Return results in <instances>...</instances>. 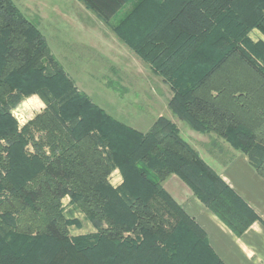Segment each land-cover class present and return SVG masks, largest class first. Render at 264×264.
Segmentation results:
<instances>
[{
  "label": "trees",
  "instance_id": "1",
  "mask_svg": "<svg viewBox=\"0 0 264 264\" xmlns=\"http://www.w3.org/2000/svg\"><path fill=\"white\" fill-rule=\"evenodd\" d=\"M78 1L97 12L101 7L111 10L112 16L115 7L132 0ZM159 1L142 0L123 21L110 23L112 31L151 66L150 55L158 45L171 47L168 60L181 63L178 77L165 79L174 94L171 113L244 153L264 179V43L245 39L250 29L264 36V0H171L176 5L169 11ZM221 18L227 19V26H219ZM166 27L175 35H165ZM131 33L140 34L142 41L131 40ZM157 33L165 40L153 42L155 47L149 50L144 42ZM178 35L192 40L179 46ZM197 56L200 62L194 67ZM31 95L45 108L20 129L11 110ZM31 130L43 137L34 139ZM2 140L7 146L0 144V191L9 195L0 210L16 218L0 221V264H22L23 254L11 245L17 235L42 237L55 248L51 258L58 264H97L68 239L61 211L66 195L96 230L99 246L118 253L120 262L135 254L124 242L126 232L150 234L153 246L164 234L163 215L174 211L181 221L179 225L176 220L174 230L182 229L186 247L181 264H222L204 232L163 189L171 175L180 178L234 235L240 236L257 219L180 138L172 122L160 117L146 132H138L79 91L36 22L12 0H0ZM27 145L33 154H26ZM115 170L122 176L116 189L108 181ZM21 173L25 176L20 178Z\"/></svg>",
  "mask_w": 264,
  "mask_h": 264
},
{
  "label": "rangeland",
  "instance_id": "2",
  "mask_svg": "<svg viewBox=\"0 0 264 264\" xmlns=\"http://www.w3.org/2000/svg\"><path fill=\"white\" fill-rule=\"evenodd\" d=\"M141 2L142 0H132L121 8L115 7L113 9V12L116 11L115 15L111 16V10L101 7L99 12H97L88 9L80 1L86 12L79 14V17L88 22H101L104 25L113 23L115 25L118 21H123L128 12L131 11V8H134V6ZM160 3L164 11H169L176 5V2L171 0H161V2L159 1ZM19 9L21 11V8ZM23 14L28 19L36 22L38 29L46 39L52 55L61 64L76 88L85 93L106 114L138 132H146L158 120V117L166 118L175 125L183 141H185L184 139H189L192 145L188 141L185 142L195 151L199 148L198 143H194L196 141L194 138H196L198 133H208H200L192 129L184 120L177 117V115H173L170 110V101L173 100L174 94L170 84L165 79H173L174 75L178 77L176 72L181 67V63H173L168 60L171 47L159 49L160 46L158 45L154 53L150 55L151 60L154 61L153 66H151L149 63L142 61L127 46L117 40L112 39L109 43L102 45V43L97 42V40L89 35H84L85 31L75 29L74 26V29H66L65 25L77 22L73 18V16H76L75 14L36 15L25 14V12ZM38 16L44 18L40 20ZM226 20V18H221L219 26H227ZM61 25H63L62 28ZM166 29L168 30L165 32V35L169 33L175 35L172 28L166 27ZM112 33L114 32L112 31ZM59 34L64 36L59 37ZM129 37L131 40L142 41V36L138 33H131ZM163 37V34L158 36L157 33V36L144 42L146 48L149 50L154 48L153 42H156L158 39H164ZM245 39L250 44L264 43V36L257 29L248 30L245 34ZM191 40V38L184 35H178L175 43L183 46ZM203 60L206 61L205 58ZM199 62L200 59L198 57L193 62V66L196 67ZM188 67L189 65L183 66V70L186 72ZM29 101L35 100L30 99ZM17 114V111H14L13 116L19 118ZM36 114L34 113L32 116ZM22 121L24 119H20V122ZM18 127L21 129L23 126L20 127L18 125ZM31 133L36 140L43 137L41 133H35L32 130ZM190 133L191 137L188 136ZM0 144L3 147L7 146L3 140L0 141ZM229 147L233 149L230 145ZM25 152L26 154H33L32 146L27 145ZM5 156L6 153L4 152L3 157ZM22 176H25V174H19L20 178ZM172 176L180 180L176 175H171L166 180ZM108 181L112 188L116 189L122 184V176L118 170H115L110 174ZM175 191L180 193L178 189ZM166 193L168 194L167 191ZM8 195L9 193L6 190L0 191V204L6 200ZM61 204V211L67 222L69 241L72 245L76 243L80 251L85 253L95 263L181 264L183 247L184 250L186 247L182 243V229L174 230L177 225L176 220L181 225L176 212L173 211L167 215H163L165 224H163L162 230L164 234L158 237L157 243L153 246L151 245L150 234L134 235L131 230L126 232L124 234V242L129 247H133L135 254L133 258H125L124 262H120L118 260V253H114L109 247L99 246L102 243H98V238L95 235L96 230L77 206L74 205L69 195L62 198ZM14 218H16V215H7L0 210L1 222L4 219L5 221H11ZM192 221L194 222L193 219ZM4 238L7 239L8 235ZM176 241L179 244L176 245ZM11 245L14 250L23 254L24 260L22 264H58L56 260L51 258L55 252V248L40 236L17 235L14 244L11 243ZM48 253L49 255L47 256Z\"/></svg>",
  "mask_w": 264,
  "mask_h": 264
},
{
  "label": "crops",
  "instance_id": "3",
  "mask_svg": "<svg viewBox=\"0 0 264 264\" xmlns=\"http://www.w3.org/2000/svg\"><path fill=\"white\" fill-rule=\"evenodd\" d=\"M12 1L25 14H75L73 18L77 22L65 25L66 29L75 28L85 31L84 35H89L102 45L109 43L112 39L124 44L115 33H112L111 25L82 20L79 14L86 10L78 0ZM43 18L39 17L40 20ZM30 99L35 101L30 102ZM44 108L42 101L36 95H31L12 109L11 115L13 116L14 111H17L19 118L14 116L13 118L21 127L41 113ZM34 113L37 114L32 116ZM20 119L24 121L20 122ZM188 136L191 137V133ZM194 139L196 140L194 143H198L199 146L196 151L200 159L242 199L255 213L257 219L240 236H236L175 176L164 181L163 188L204 232L209 247L222 264H264V179L250 166L244 153L230 149L229 145L215 134L198 133ZM184 140L192 145L189 139ZM176 189L180 193H177Z\"/></svg>",
  "mask_w": 264,
  "mask_h": 264
}]
</instances>
